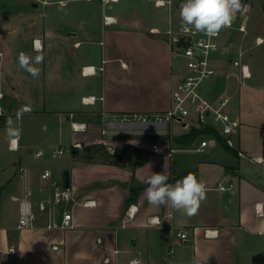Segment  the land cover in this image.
<instances>
[{
  "label": "crops",
  "instance_id": "1",
  "mask_svg": "<svg viewBox=\"0 0 264 264\" xmlns=\"http://www.w3.org/2000/svg\"><path fill=\"white\" fill-rule=\"evenodd\" d=\"M121 1L0 0V105L7 112L0 131L6 130L7 148L17 153L11 167L0 164V177L6 175L0 179V264H162L171 236L148 219L169 214L173 224L190 232L167 258L171 264H253L254 256L264 254V83L253 79L264 82V74L250 60L242 62L251 72L244 79L224 44L213 57L217 73L203 82L201 92L212 102L231 99L230 110L241 122L233 148L218 140L198 152L195 148L210 138L203 134L189 145L166 137L107 136L111 115L169 110L185 73V60L172 52L165 33L172 22L182 23L179 11L142 0L132 18L124 7L116 9ZM104 15L114 22L105 25ZM132 24L140 30L120 32ZM21 52L42 58L35 64L37 78L19 67ZM26 106L31 112L23 114ZM12 119L26 129L19 128L10 148ZM75 122L86 128L74 131ZM175 122L184 132L173 135L171 123V137L199 128L192 120ZM65 142L71 155L53 159L51 153ZM46 169L60 181L69 170L76 200L95 204L72 208V229H46L47 214L38 213L35 228L18 230V198L25 188L34 191L36 204L49 196L41 177ZM153 172L166 174L169 183L189 172L204 182L206 198L197 214L149 205L145 180ZM220 180L234 189L217 190ZM132 205L137 211L128 220ZM207 230L217 235L209 237Z\"/></svg>",
  "mask_w": 264,
  "mask_h": 264
},
{
  "label": "built area",
  "instance_id": "2",
  "mask_svg": "<svg viewBox=\"0 0 264 264\" xmlns=\"http://www.w3.org/2000/svg\"><path fill=\"white\" fill-rule=\"evenodd\" d=\"M102 1L104 4H109L118 0ZM182 2L183 0H154L156 7L167 8L169 12L179 11V6ZM237 17L230 28L222 30L214 38H209L195 31L185 32L182 23L179 26H175L172 22L165 33L169 37L172 52L185 60V73L173 92L172 107L166 112L158 114L131 113L111 115L108 117V121H165L171 124L175 121L185 122L186 120H192L197 123L199 128H212L223 138L227 146L235 147L234 134L239 130L241 122L239 117L234 115L230 110L231 99L229 97H222L218 102H212L203 96L201 86L205 80L213 78L217 73L213 57L223 47L222 36L225 30H237L247 33L244 24L237 26ZM103 22L105 25H110L114 22V18L104 15ZM151 31L159 33L160 29L154 28ZM256 44L263 45L264 38L258 37ZM242 55L240 53L237 58L231 57L230 61L235 66H240L244 79H249L251 78V72L249 66L241 62ZM84 72H95V68H84ZM1 97L2 95H0ZM84 100L87 101L88 99ZM0 110H2L0 111V118L7 116L6 110L1 105ZM29 112H31V108L27 106L23 108V114ZM104 115L107 116V114ZM16 116L21 117L22 113H18ZM72 128L74 131H81L86 128V125L75 122L72 123ZM203 135L210 138L201 141L200 145L195 148L198 152H203L209 146L218 142V138L213 134L204 133ZM73 146L79 147L80 144L75 143ZM13 147L14 142L10 143V148ZM65 151V148L60 146L51 154V157L53 159L60 158L65 154ZM36 155L41 157L43 154L42 152H38ZM22 174H25V170L22 171ZM41 177L49 188V196L36 204L34 202V191L29 187L25 188L22 196L18 198L19 216L17 229L26 230L35 228L39 220L38 213L47 214L48 222L45 226L46 229L67 230L74 228L72 208L76 205L91 206L95 204V201H84L82 203L77 201L71 188H64L62 181L54 178L52 171L49 169L44 170ZM216 189L219 191H230L234 189V185L225 180H220ZM136 211V206L132 205L129 207L127 210L128 220L134 218ZM155 217L160 219V224H153L151 222ZM171 218L172 214L164 217L151 216L148 219L151 226L166 230L171 236L167 257L162 264H171L169 260L173 257L175 249L190 239V232L186 228L173 224L170 221ZM122 227L125 228L126 224H123ZM206 235L209 237L216 236L217 231L207 230ZM168 257L169 260H167Z\"/></svg>",
  "mask_w": 264,
  "mask_h": 264
},
{
  "label": "clouds",
  "instance_id": "3",
  "mask_svg": "<svg viewBox=\"0 0 264 264\" xmlns=\"http://www.w3.org/2000/svg\"><path fill=\"white\" fill-rule=\"evenodd\" d=\"M246 10L242 0H183L179 6V16L185 32L195 31L209 38L230 28L237 14ZM42 58L34 60L28 54L21 52L18 56L19 67L28 72L33 78L39 76L40 69L35 64L41 63ZM2 111V110H0ZM19 129L7 125V135L10 143L19 137ZM168 176L163 172H153L145 183L144 196L149 205L154 207H170L176 211H183L187 216L197 214L202 201L206 198V185L189 172L175 183L168 182ZM153 224H160L155 217Z\"/></svg>",
  "mask_w": 264,
  "mask_h": 264
},
{
  "label": "rangeland",
  "instance_id": "4",
  "mask_svg": "<svg viewBox=\"0 0 264 264\" xmlns=\"http://www.w3.org/2000/svg\"><path fill=\"white\" fill-rule=\"evenodd\" d=\"M141 1L142 0H122L121 3L116 6V9L122 10V7H124L128 13L132 14L131 17L135 18V6ZM242 2L246 6V10L238 14L237 26L244 24L246 26L247 33H242L237 30H225L222 36V43L225 47H229L230 51L229 54L227 53L228 56H234L237 58V51H243L244 56L243 59L241 58V62L250 60L257 61L259 71L264 74V44H256L258 37L264 38V0H242ZM138 27H135L132 24L130 27L127 26L125 29L122 28L120 32L133 33L140 30V27ZM143 30L147 32L149 31L147 25ZM235 68L241 70L240 66H235ZM253 80L257 83H264L260 78L257 79V76L254 77ZM11 124L16 129H26L23 121L12 119ZM188 125H191V123ZM170 130L173 135H178L184 132L183 126L177 122L172 123ZM187 130L188 132L190 131L189 128ZM5 134L6 130L2 129L0 131V164H5L6 166L9 165V167H11L10 162L17 155V153L8 150ZM61 146H63L66 150L63 157H69L71 155V146L67 142ZM5 176L6 175L2 173V177H0V179Z\"/></svg>",
  "mask_w": 264,
  "mask_h": 264
},
{
  "label": "water",
  "instance_id": "5",
  "mask_svg": "<svg viewBox=\"0 0 264 264\" xmlns=\"http://www.w3.org/2000/svg\"><path fill=\"white\" fill-rule=\"evenodd\" d=\"M170 124L165 121H108L105 123V134L111 137H167ZM64 188H71L70 171L62 174ZM253 264H264V254L254 256Z\"/></svg>",
  "mask_w": 264,
  "mask_h": 264
},
{
  "label": "trees",
  "instance_id": "6",
  "mask_svg": "<svg viewBox=\"0 0 264 264\" xmlns=\"http://www.w3.org/2000/svg\"><path fill=\"white\" fill-rule=\"evenodd\" d=\"M204 133H210L213 134L214 136H216L218 138V140L223 141V138H221L212 128L207 127V128H197V127H193L190 129L189 132L182 134L180 136H176V137H171V136H167L166 138H171L173 140V142H177L180 144H184V145H189L192 142H194L200 135L204 134ZM163 138V137H162ZM225 143V142H224Z\"/></svg>",
  "mask_w": 264,
  "mask_h": 264
}]
</instances>
